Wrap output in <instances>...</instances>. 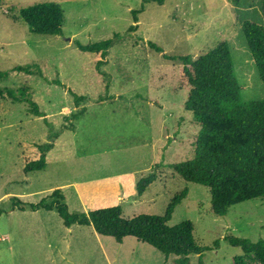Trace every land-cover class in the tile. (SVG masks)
<instances>
[{
    "label": "rangeland",
    "instance_id": "374dc122",
    "mask_svg": "<svg viewBox=\"0 0 264 264\" xmlns=\"http://www.w3.org/2000/svg\"><path fill=\"white\" fill-rule=\"evenodd\" d=\"M40 2L62 7V36L33 34L21 19L22 9ZM142 6L138 30L130 34L132 10ZM245 21L264 26L261 0H0V89L24 100L0 98V209L6 211L0 264H177L133 237L119 244L91 226L66 228L56 211L13 210L12 199L35 204L60 189L73 213L120 206L125 218H133L164 215L184 188L188 197L169 224H194L197 245L210 249L205 264H259L224 239H264V200L216 216L210 191L172 168L192 158L200 126L187 107L182 63L164 57L197 58L227 42L244 101H262L264 85L241 29ZM110 39L102 76L96 70L100 54L82 52L76 42ZM18 66L34 74L15 73ZM68 89L86 97L79 108ZM30 101L45 117L30 110ZM83 107L87 112L75 120ZM49 142L55 146L47 168L25 174L26 163L39 159L37 147ZM152 174L157 179L138 196V183ZM198 258L191 256V264Z\"/></svg>",
    "mask_w": 264,
    "mask_h": 264
},
{
    "label": "trees",
    "instance_id": "16d2710c",
    "mask_svg": "<svg viewBox=\"0 0 264 264\" xmlns=\"http://www.w3.org/2000/svg\"><path fill=\"white\" fill-rule=\"evenodd\" d=\"M166 0H144V4ZM239 5L241 0H230ZM264 12V0H261ZM145 7L132 10L134 25L128 33L138 30L139 15ZM21 19L28 25L33 34L44 36H62L65 13L62 7L54 2H40L24 8ZM242 32L249 47L251 58L258 70L259 78L264 85V26L245 21ZM120 37L115 34L114 38ZM113 40H105L84 45L76 42L77 48L85 53L100 54L96 70L102 76V67L109 64L108 55ZM150 47L159 53L163 50L153 43ZM168 60L179 61L183 65V79L190 88L188 110L194 115L200 126L196 135L195 149L192 158L175 164L173 170L188 183L204 186L210 191L213 213L226 216L232 206L257 199L264 200V99L259 102H246L242 89L236 78L230 46L227 42L217 45L213 50L197 58L193 56H168ZM15 73L32 75L30 67L18 66ZM57 86L67 88L59 80ZM109 89V86H107ZM74 97L75 107H80L85 96L77 95L68 89ZM0 98L23 102L11 89H0ZM30 110L38 117H45L36 102H31ZM87 112L83 107L74 114L75 120ZM47 125H51L45 120ZM59 134L54 136L58 138ZM54 142L39 145V159L26 163L25 174L40 172L48 166V154L54 148ZM158 166H156L157 168ZM157 179L155 174L142 179L138 185V196H143L150 185ZM189 189L184 188L171 199L164 215L142 214L125 218L120 206L103 208L90 213H73L66 203V196L60 189L51 196L35 204L25 203L18 197L12 199V209L25 212L45 210L56 211L66 228L91 226L102 237L113 238L122 244L128 237L148 244L166 260L174 256L177 264H191V256H199L198 264H205L203 253L209 248H201L194 237V224L184 221L175 226L169 223L175 209L188 197ZM6 211L0 209V216ZM232 247L240 248L246 257L264 264V239L256 242L246 238L226 237ZM219 242L214 248H218Z\"/></svg>",
    "mask_w": 264,
    "mask_h": 264
}]
</instances>
